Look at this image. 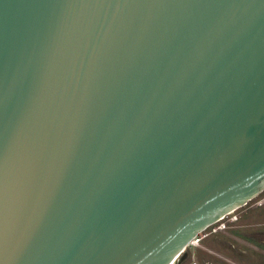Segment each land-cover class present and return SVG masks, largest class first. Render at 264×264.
<instances>
[{"label": "water", "instance_id": "water-1", "mask_svg": "<svg viewBox=\"0 0 264 264\" xmlns=\"http://www.w3.org/2000/svg\"><path fill=\"white\" fill-rule=\"evenodd\" d=\"M264 190V0H0V264H176Z\"/></svg>", "mask_w": 264, "mask_h": 264}, {"label": "rangeland", "instance_id": "rangeland-1", "mask_svg": "<svg viewBox=\"0 0 264 264\" xmlns=\"http://www.w3.org/2000/svg\"><path fill=\"white\" fill-rule=\"evenodd\" d=\"M224 220L223 229L200 231L176 264H264V190Z\"/></svg>", "mask_w": 264, "mask_h": 264}, {"label": "built area", "instance_id": "built-area-1", "mask_svg": "<svg viewBox=\"0 0 264 264\" xmlns=\"http://www.w3.org/2000/svg\"><path fill=\"white\" fill-rule=\"evenodd\" d=\"M230 212H228V213H226L223 217H221L219 220H217L216 222H217V224L216 225H213V224H215V222L214 223H212V224H210L209 226H211V225H213L211 228H212V232H216L217 230H220V229H223L224 227H226V221L224 220V218L229 214ZM195 238V239H194ZM191 241H196V240H198L199 239V237H197V236H195ZM190 241V242H191Z\"/></svg>", "mask_w": 264, "mask_h": 264}, {"label": "bare ground", "instance_id": "bare-ground-1", "mask_svg": "<svg viewBox=\"0 0 264 264\" xmlns=\"http://www.w3.org/2000/svg\"><path fill=\"white\" fill-rule=\"evenodd\" d=\"M233 211V210H232ZM232 211H230V212H232Z\"/></svg>", "mask_w": 264, "mask_h": 264}]
</instances>
